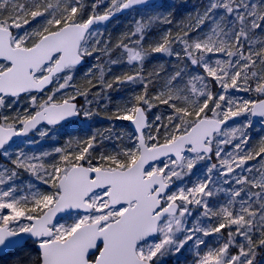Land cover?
<instances>
[{"label": "snow or ice", "instance_id": "6c2138e0", "mask_svg": "<svg viewBox=\"0 0 264 264\" xmlns=\"http://www.w3.org/2000/svg\"><path fill=\"white\" fill-rule=\"evenodd\" d=\"M161 6L0 0V264H264V0Z\"/></svg>", "mask_w": 264, "mask_h": 264}, {"label": "rangeland", "instance_id": "374dc122", "mask_svg": "<svg viewBox=\"0 0 264 264\" xmlns=\"http://www.w3.org/2000/svg\"><path fill=\"white\" fill-rule=\"evenodd\" d=\"M204 3H206V0H202L201 2H199L198 6L195 7L193 9V11L196 12L197 9H201L202 8V5ZM133 16H135V15L134 14H132L131 16H125L124 15L120 19V21L116 22V24H115L116 25V31H120L121 30V32H120V34H121V33L125 32V31H127L128 29L131 30L133 28V26H134ZM106 28H107V33H110V31L113 30V26L111 27L108 24L106 25ZM120 34H118V35H120ZM89 66L90 65H86L84 67V69H83V72L80 73V78L81 79L83 78L84 72L87 71V68ZM164 66H165V69L166 70H171L172 64L166 63ZM121 67H123V66H121ZM136 87L138 88L139 86H136ZM127 88H125V87L122 88L120 90L121 91V94L123 93V91H125L124 93L130 92V94H131L132 91H133V86L130 87L132 90H130V89L127 90ZM110 95H111V93H110ZM111 97H112V103H111V105L112 104H117L118 102H123V101H126L127 100V99H124L123 98L124 96H114V95H111ZM111 105H109V106H111ZM102 113H104V112L102 111L101 114ZM88 123H91L93 125V128L95 129V128H104V127H107V125H108L109 122L106 119L102 118V115L97 116V117H93L92 121H90V122L80 123L77 120V122L69 123L66 127H64L63 129H60L57 132V134H56L55 137H53L51 139L48 138V137H45L44 140L41 141L40 144L35 145V147L37 149H39V148H41V146H43L44 149H47V148H49L51 146H56L58 143H64L69 138H76V137H79L81 135H84V134H86L85 133V130L88 127ZM249 131L252 133L253 136H259V134L262 131H264V124H261L259 122V120H254L253 128L252 129H249ZM37 139H39V138L37 137ZM29 147H32V146H29ZM175 260H176L175 257L168 258V261H171L173 264H174Z\"/></svg>", "mask_w": 264, "mask_h": 264}, {"label": "trees", "instance_id": "16d2710c", "mask_svg": "<svg viewBox=\"0 0 264 264\" xmlns=\"http://www.w3.org/2000/svg\"><path fill=\"white\" fill-rule=\"evenodd\" d=\"M201 1L202 0H165L163 2L157 3L158 5H162V6L159 7L156 11L159 13L170 12L172 14V19H173L174 23H176L178 21L187 22V18L189 16V14L195 13V11H193V9L195 7H197L199 2H201ZM133 14L136 15L135 13H133ZM121 18L122 17H120L117 20L108 24L111 27L113 26V30L110 31V34L112 35L114 42H115L116 38L119 36L118 34H120V32H121V30L116 31V25L115 24H116V22L120 21ZM167 27H172V25H156V26H154L152 31L146 37V42H148L149 40L157 39L159 37V34L163 31V29L167 28ZM166 63L171 64V58L162 57V56H160V54H155L153 56H150L145 61V69L146 70H152L154 67H156L160 64L165 65ZM117 67H121V66H117ZM113 71H116V67H114ZM81 72H83V71H81ZM127 87L125 86V88H127V90H129V89L132 90L130 88L131 86H127ZM93 91H94V89H93ZM124 92L125 91H123V93L121 94V91H113V92H111V95L124 96L123 97L124 99H128L130 96V92H127V93H124ZM115 106H116V104H112L109 107L113 108ZM101 115H102V118L106 119L104 116V113H102ZM168 264H173V263L171 261H168Z\"/></svg>", "mask_w": 264, "mask_h": 264}, {"label": "water", "instance_id": "95a60500", "mask_svg": "<svg viewBox=\"0 0 264 264\" xmlns=\"http://www.w3.org/2000/svg\"><path fill=\"white\" fill-rule=\"evenodd\" d=\"M162 1V0H153V2ZM120 16H123V14L119 15L118 17H113L112 20H110L108 23L112 22L113 20L119 18ZM78 118H74V120H77ZM254 120H259V118H254Z\"/></svg>", "mask_w": 264, "mask_h": 264}]
</instances>
